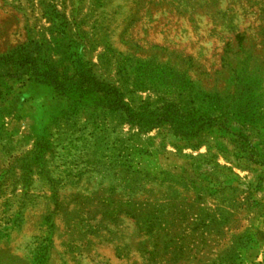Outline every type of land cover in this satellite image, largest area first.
I'll return each mask as SVG.
<instances>
[{
    "label": "rangeland",
    "instance_id": "374dc122",
    "mask_svg": "<svg viewBox=\"0 0 264 264\" xmlns=\"http://www.w3.org/2000/svg\"><path fill=\"white\" fill-rule=\"evenodd\" d=\"M0 264H264V0H0Z\"/></svg>",
    "mask_w": 264,
    "mask_h": 264
},
{
    "label": "trees",
    "instance_id": "16d2710c",
    "mask_svg": "<svg viewBox=\"0 0 264 264\" xmlns=\"http://www.w3.org/2000/svg\"><path fill=\"white\" fill-rule=\"evenodd\" d=\"M184 134H185V133H184ZM186 134H187V133H186ZM188 134H189V133H188ZM154 260L156 261V257L154 256L153 251H151V252H150V257L147 259V261H151V262H152V261H154Z\"/></svg>",
    "mask_w": 264,
    "mask_h": 264
}]
</instances>
